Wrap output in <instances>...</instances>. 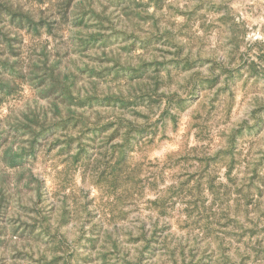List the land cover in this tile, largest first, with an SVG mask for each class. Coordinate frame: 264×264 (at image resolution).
<instances>
[{
	"label": "rangeland",
	"instance_id": "374dc122",
	"mask_svg": "<svg viewBox=\"0 0 264 264\" xmlns=\"http://www.w3.org/2000/svg\"><path fill=\"white\" fill-rule=\"evenodd\" d=\"M13 3L12 0H8ZM22 3V0H19ZM154 2L156 9L159 10L165 0H149ZM0 0V7L2 6ZM108 4L115 8H121L125 16H134L144 21L153 19L149 16L140 15L137 9H146L147 4L142 0H108ZM23 5V3H22ZM123 6V7H122ZM155 10V8L153 9ZM179 11V10H178ZM212 14L209 17L207 25L201 24L204 28L206 36H210L213 31L219 33H231V39L227 43L238 46L243 41L238 40L239 36L247 34L254 39V43L247 48L246 52L241 55V62L231 70H228L225 77L224 85L217 90L213 97L212 106L208 113L204 115L201 123L193 125L196 122L198 113L187 112V110L199 99L200 93L204 90H210L220 81V75H216L211 79L193 78L191 81V90L187 97L172 100L168 108L161 114L160 118L152 123L144 125L132 124L129 140H125V134L128 133V123L123 121L118 125L117 121L106 122V128L98 130L99 125H95L93 129L86 131L80 136V142H86V146L77 145L80 149L75 157H72V164L78 165L81 169L80 180L84 184L92 173L93 183L101 189V195L89 197L88 191L81 188V194L84 197L83 204H77L75 193H71L63 197L61 201V210L56 217L57 231L52 232L44 229V223L49 224L53 219V212L56 209V201H54L44 186V181L37 177H28L27 183L23 189L13 187V183L19 185L25 179L23 173L13 175L4 170L0 166V247L7 243L9 233V224L13 225L11 234L19 239L42 240L43 243L51 244L54 252L63 251V255H55L51 260L38 261L37 264H165L168 253L165 251L169 240V234L173 229L178 232H189L201 229L204 233L203 238L219 234L216 238L223 243L224 237H231L239 243L247 235L260 236L264 234V224L259 222V218H264V212L259 213L257 221L253 222L248 216L253 211H259V201L254 200L253 190L256 196H264V188L258 185H264V149L258 148L255 153L251 151L255 147L256 138L259 137L264 130V104H258L249 110V116L254 123L249 125L245 120L239 127L235 128L228 138V147L217 149L208 154L212 147V140H219V136L211 137V132L215 129V115L219 113L221 104V96L225 93L229 98L228 112L236 104L235 93L237 87L241 91L256 92L264 90V54L257 55L253 60L248 52L252 47L259 49L261 47L259 36L264 33V0H197L196 6L189 12L181 13L186 16L187 23L184 25L190 28L191 24L197 19H206L205 14ZM106 19V18H104ZM160 17L153 20L154 24L160 22ZM14 23V22H13ZM15 26V25H14ZM15 29L24 30L39 34L38 29H34L26 21H23L22 27H14ZM186 35H189L185 33ZM122 33L112 32L104 35L105 43L95 41L93 46L105 47L109 43L114 42ZM13 40L10 42V54L19 55L20 48L23 44V37L17 33L16 36L7 35ZM103 36V35H102ZM15 38V39H14ZM129 37L125 36V39ZM193 37L189 35V39ZM161 35H153L144 40L133 39V43L124 51H131L137 46L148 49L155 43L161 42ZM214 41V37L210 36ZM167 43V41H164ZM174 46V45H173ZM203 46V45H202ZM2 44L0 43V49ZM184 45L178 47L176 59L164 62H143L140 64L141 77L131 78L129 67L115 64L110 68L101 69L99 72H93L97 80H104L109 76L113 80L127 78L128 81L139 80L144 78L149 69L158 72L160 68H167L171 71L175 68L177 71H183L188 68L200 67L207 62L206 59L197 56L195 59L189 60L188 57L179 58V52L182 51ZM19 64L6 67L4 72L10 71L22 78L19 72ZM40 82H43L41 79ZM157 81L155 87L160 86ZM14 85H0V96L7 95L14 90ZM158 97L154 98L148 92H142L132 101L126 102L125 108L132 107H148L158 103ZM118 103L117 97H93L90 104H99L100 106H115ZM175 108L173 113L171 109ZM183 113L179 120V114ZM147 120V116L135 113ZM171 129L177 132L175 134L167 133L169 125ZM190 125L199 128L196 134L197 140H206L207 144L198 148L193 147L184 151L183 154L171 155L172 152L181 149L185 142V134H187V142L190 146H195L196 140L193 133L189 130ZM21 126H10L7 131H0V147L6 143L9 135L20 131ZM109 128H114L108 140H112L121 135L123 131V143L112 145L111 153L105 160L103 167L94 161L97 150L96 141ZM116 128V129H115ZM55 132V130H53ZM52 132L40 137L34 142L33 154L24 153L20 157H16V163L12 165L8 162L10 157L6 155L0 157V165H6L7 168H22L24 165L34 161L38 151L43 147L46 139L51 136ZM159 134V143L151 148L148 153L149 161L155 160L158 164L148 162L149 170L144 172L143 178L139 173L142 171L141 165L137 163L135 166L131 163L132 153L138 150V146L144 141L145 137H150L147 144L151 145L156 142ZM94 137V140L87 139ZM73 139L68 151H64L65 147L59 148L57 155H62L71 150ZM60 144L55 142L49 145L48 151L56 148ZM64 145V144H63ZM103 146V145H101ZM245 146H247V151ZM203 153V154H200ZM15 156V154H12ZM19 155V154H18ZM255 155L256 159L250 160L249 157ZM137 162L140 156L135 157ZM227 161V171L223 172L227 184L216 183L220 171L225 167L224 162ZM243 164V167H237ZM155 169V171L151 170ZM195 169L196 171H189ZM236 171L237 175H232ZM250 171L252 174L248 177V183L236 187L240 180L239 173ZM180 176H185L179 185L175 186V181ZM194 184H191L192 181ZM35 181L36 201L32 207L25 204L17 203L20 213L27 216V219L21 220L19 216L15 219L8 218V211L12 203L13 194H21L25 191H32V184ZM207 186V189H205ZM245 188L248 190L245 192ZM207 191V195L204 192ZM55 195V194H53ZM105 197H109L106 199ZM185 197H192L186 199ZM18 201L23 199L22 195L17 196ZM29 199H31L29 197ZM72 203H69V200ZM232 202L233 208L229 202ZM243 212L244 220L251 223V228H244L243 224L234 219L230 213L239 216ZM35 213L38 219L31 214ZM83 219L84 224H91L87 231L81 230L80 235L71 245H67L59 234V228L65 227L71 229L76 220ZM215 226V227H214ZM37 228L41 230L36 231ZM240 228L241 231H231L227 229ZM50 229V228H49ZM138 235H133V232ZM125 236L126 240H121ZM175 239V237H172ZM183 239V237H181ZM143 241L139 256L135 261H129L127 253L124 257L119 256L120 246L122 243L137 244ZM111 243L112 251H98L103 249L107 243ZM201 238L196 239V247L189 250L188 255L191 259H187L186 264H221L216 256V251L209 244L204 250L199 251ZM259 244L260 241L258 240ZM70 247V251H65ZM17 255H21L17 253ZM171 256L176 255V249L173 248ZM180 255L185 257L184 246H180ZM115 258H112V257ZM175 264V262H174Z\"/></svg>",
	"mask_w": 264,
	"mask_h": 264
},
{
	"label": "clouds",
	"instance_id": "9594fccd",
	"mask_svg": "<svg viewBox=\"0 0 264 264\" xmlns=\"http://www.w3.org/2000/svg\"><path fill=\"white\" fill-rule=\"evenodd\" d=\"M142 2L148 5L147 8L136 11L140 15L153 19L141 21L134 16L126 17L121 8L109 5L108 0H22L23 11L30 16L33 25L37 26L39 34L29 32L27 29L15 28L9 32L11 36H16L19 33L23 37V44L19 55L5 53L0 57V60H6L9 65L19 61V72L22 78L10 71L4 72L0 77V82H7L9 85L15 86L9 94L0 96V131H7L10 126L21 127L20 131L9 135L6 143L0 147V157L28 150L33 134L39 132L41 126L51 125L57 121H69L66 128L58 130L46 139L34 161L16 169L0 165L14 176L19 173L24 174L25 179L19 185L13 183L14 188L18 186L23 189L29 176L44 181V186L50 197L56 201V209L52 214L53 219L49 229L52 232L57 231L56 217L60 214L61 201L64 196L75 193L77 204H83L84 197L81 194V188L88 191L89 197L101 195V189L93 183L92 173L89 174L85 183L81 184V169L78 165H73L71 160L80 150L77 147L80 144L78 137L81 136L85 128L94 124H105L109 121L131 122L137 125L152 123L159 119L168 108L170 98L176 100L188 96L193 78L211 79L220 75L219 83L210 90L202 91L199 99L187 110L189 113H198L193 125L201 123L202 118L212 106L217 90L223 87L228 70L234 69L241 62V55L254 43V39L247 34L238 37V40L243 41L238 43V46L227 43L231 39V33L228 32L218 34L213 31L210 36L215 39L214 41L210 39V36H206L204 28L201 27V24L209 23V17L212 15L210 13L205 14L206 19L204 20L197 19L190 28L184 27L187 18L181 13L191 11L196 6L197 0H165L159 10L156 9L154 2H149V0H142ZM154 8L155 10H153ZM84 13L87 15L85 16ZM156 17L161 18L158 24L153 23ZM112 32L123 35L105 47L93 46L90 43L92 38ZM185 33L193 38L189 39V35ZM153 35H161L163 39L148 49L137 46L131 51L123 50L133 43V39L144 40ZM125 36L129 38L125 39ZM258 39L261 47L259 49L252 47L251 52H248L253 60L257 55L264 54V33ZM180 45H184L183 50L179 52L180 59L188 57L189 60H192L199 56L206 59L207 62L200 67L188 68L183 71H177L175 68L169 71L163 67L158 72L149 69L144 78L132 81H128L127 78L113 80L110 76L104 80H97L96 76L92 75L93 72H99L101 69L110 68L115 64L137 68L143 62H164L176 59ZM41 79L43 82H40ZM157 81L161 82L158 88L155 87ZM55 82H59V85L67 90L50 91ZM142 92H148L154 98L158 97V103L153 104L151 108L121 106L122 103L132 101ZM94 96L100 98L119 97L120 103H116L115 106L82 103ZM235 99V106L232 107L231 112H228V95L225 93L221 96L223 103L219 113L215 115L213 127L215 130L211 132V137L219 136L220 139L212 140L209 155L217 149L227 148L230 134L245 120L249 125L254 123V120L249 116V110L258 104H264V90L247 92V90L241 91L237 87ZM171 111L175 113L176 109L173 108ZM135 113L143 114L148 119L145 120ZM182 114H179V120ZM193 125H190L189 130L195 137V146L188 144L187 134H185L183 147L172 152L171 155L183 154L184 151L193 147H197L199 150L200 147L208 143L206 140H197L196 134L199 128L193 127ZM113 130L114 128H109L96 141L98 147L93 159L99 163L100 167H103L111 153L112 145L123 143V131L126 129H122L121 135L109 141L108 137ZM176 132L177 128L173 131L170 124L167 136L169 137V133L175 134ZM68 138L73 139L69 152L57 155L59 148L64 147L63 144L48 151L49 145L55 141H64ZM148 139L150 137H145L141 145L138 146V150L131 154L133 166L137 163L141 165L142 171L139 173L141 178H143L144 172L149 170L148 162L158 164L155 160L149 161L148 153L151 148L158 145L159 134L156 137V142L151 145L147 144ZM254 145L255 147L251 149L253 153L258 148L264 149V130L256 138ZM245 148L247 151V146ZM137 154L140 156L139 162L135 160ZM249 159L254 160L256 156L252 155ZM224 165L216 183L227 184L228 182L223 175V172L227 171V161L224 162ZM237 167L241 168L243 164ZM151 170L155 171V169ZM251 174L250 171L239 173L240 180L236 187L247 184ZM261 174L264 175V172ZM232 175H237V172L233 171ZM184 179H186L185 176H180L175 181V186ZM194 183L193 180L190 186ZM258 186L264 188V185ZM35 187L34 181L32 191L13 194L7 214L9 219H15L17 216L21 220L28 218L19 212L17 203L32 207L37 196ZM247 191L245 188V192ZM18 195H22L23 199L18 201ZM204 195H207V191L204 192ZM253 197L254 200L259 201V211L251 212L248 219L255 222L259 218V213L264 212V196L257 197L253 190ZM69 203H72L71 199ZM229 203L233 208L235 207L231 201ZM31 215L38 219L35 213ZM230 215L243 224L244 228L253 226L251 223L245 222L243 212L239 216H235V213H230ZM259 222L264 224V218H259ZM8 227L7 243L0 247V264H37L42 258L51 260L55 255L64 254L63 251L54 252L53 246L46 245L42 240L19 239L11 234L13 225L9 224ZM90 227L91 224H84L83 219H79L74 222L71 229L60 227L59 234L67 245H71L80 235L81 230L87 231ZM40 230V228L36 229L37 232ZM227 230L241 231L240 228ZM133 235H138V233L134 231ZM218 235L217 233L214 236L203 238L204 233L201 229H196L191 233L178 232L173 229L169 234L171 242L165 249L168 253L165 264H174V262L175 264H186L187 259H191V256L188 255L189 250L197 246V238H201L198 246L199 251L202 252L210 244L211 248L216 251V256L221 264H264V234L251 237L246 235L239 243L231 237H224L223 243H221V240L216 238ZM173 236L175 239L172 238ZM121 240H126V237L122 236ZM142 244L143 241L134 245L122 243L119 256L124 257L127 253L126 258L129 261H135L139 256L138 249ZM180 246H184V258L180 255ZM173 248L176 249L174 257L170 255ZM70 250V247L65 249V251ZM101 250L112 251L111 243H107L103 249H98V251ZM17 253L21 255H17Z\"/></svg>",
	"mask_w": 264,
	"mask_h": 264
},
{
	"label": "trees",
	"instance_id": "16d2710c",
	"mask_svg": "<svg viewBox=\"0 0 264 264\" xmlns=\"http://www.w3.org/2000/svg\"><path fill=\"white\" fill-rule=\"evenodd\" d=\"M13 3H10L8 0H2V6L0 7V43L2 44V48L0 49V57L4 56L5 53L10 54V50L9 48L10 46V42L13 40V38L7 36L9 34V32L14 28V27H22L23 21H26L29 25H31V27H33L34 29H38L37 26L33 25L30 16L25 13L23 11V5L21 3V1L19 0H12ZM84 15L86 16L87 13H84ZM104 19V18H102ZM14 22V23H13ZM15 25V26H14ZM15 39V38H14ZM95 41H99V42H103L105 43V37L104 35L97 37V38H92L90 43L93 44L95 43ZM8 66V63L6 60H0V77H2V74L4 73V70L6 69V67ZM140 67L137 68H130L129 72L131 73L130 77L131 78H140L141 77V71H140ZM2 83L4 84V86H9V84L7 82H0V85H2ZM61 90V91H66L67 89L62 87L61 85H59V82H55L54 86L52 89H50V91H55V90ZM93 97H90L87 101L82 102V103H88L90 104V101L92 100ZM117 101L118 103H120V98L117 97ZM126 103H122L121 106L123 107ZM121 121H117L118 125H120ZM69 124V121H57L54 122L51 125H47V126H41V130L39 132H36L33 134V138L30 142V147L28 150L21 152L24 153L23 156L26 153H30L33 154L34 152V142L39 141L38 139L40 137L45 138L46 135H48L50 132H52L51 134L53 135L55 132H57L58 130H62L64 128H66ZM95 125H99L98 130L104 129L106 128V124H94L91 127H87L85 128L84 132L82 134H84L86 131L93 129V127H95ZM26 127V126H25ZM130 129L128 131V133H126L125 136V140H129V135L132 131V129L137 128L138 126L135 125L132 128V124L131 122H129L128 126ZM116 129V128H115ZM53 130H55V132H53ZM81 134V135H82ZM79 140H81L80 137H78ZM89 140H94V137L91 136V138H87ZM72 138H68L67 140L61 141V140H57L55 141L56 144H64V151H68V148L70 147ZM81 146H86L87 147V143L86 142H80ZM15 154V156H13L12 154H7V157H10L8 162L11 163L12 165H14L16 163L17 160H15L16 157H20V154ZM5 156V155H4ZM44 229H48L49 230V224H45L44 223Z\"/></svg>",
	"mask_w": 264,
	"mask_h": 264
}]
</instances>
